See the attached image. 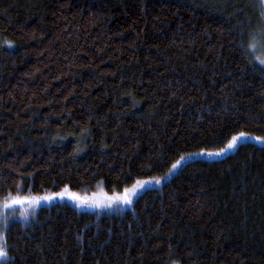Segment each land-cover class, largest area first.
I'll return each instance as SVG.
<instances>
[{"label": "trees", "instance_id": "obj_1", "mask_svg": "<svg viewBox=\"0 0 264 264\" xmlns=\"http://www.w3.org/2000/svg\"><path fill=\"white\" fill-rule=\"evenodd\" d=\"M263 6L0 0V203L119 192L264 137ZM2 234L1 264H264V146L191 160L127 209L54 202Z\"/></svg>", "mask_w": 264, "mask_h": 264}, {"label": "rangeland", "instance_id": "obj_2", "mask_svg": "<svg viewBox=\"0 0 264 264\" xmlns=\"http://www.w3.org/2000/svg\"><path fill=\"white\" fill-rule=\"evenodd\" d=\"M262 10H263V16H264V6H263V9ZM240 134L241 133H239L237 135H234V136H240ZM243 134H244V137H246V138H242L241 141L238 143V145L240 143H243V142H250V143H254V144H257V145L264 146V142H262V140H264V137L249 135V134H246V133H243ZM257 138H260V139H257ZM226 146L224 148H226ZM235 149L226 151L223 155H221L219 157H215V156L209 157L207 155H199V153H201V152H204V153H207V152H216V151H220V149L219 150H215V151H197V152H192V153L184 154L183 157H187V159H185V161L183 162L182 166L179 167L177 170H175L173 172H169L166 175V176H168L167 178H162L160 180L161 181H164V180H167V179L171 178L173 175H175L176 173H178L179 170L186 163H188L191 160H195V159L217 160V159H221V158L225 157L226 155L234 152ZM155 180H156V178L149 179L148 181H151V183L149 185L156 184L155 183ZM133 187L126 188V189H124L122 191L113 192V193L106 192L101 186H97L96 188H94V190H91V191L88 190V191H78V192H74V191L68 190L67 192H65L64 189H62V190H60L58 192H48V193H43V194H40V195H32V196H21V197L17 196V197H13V198H17V199H31V198H40V197H45V196L55 197L50 203H46V202H43L42 201L40 205L36 206L35 211L41 205H49V204L54 203V202H69V203H72L73 205L77 206L81 201L87 200L88 202L100 201V202H103L104 204H107V203H109L108 198H112V207L111 208H106V207L95 208V207H87V206H83V207H79V208H81V209H88V210H97V209L98 210H110V209H120V210L122 209V210H124V209H127V208L131 207V205H132L133 202L131 203V205L123 204L119 200H116V197H123L127 192H130L133 189ZM136 191H137L138 194L132 196V201H134V199L140 194V192L142 191V189H137ZM61 193H63V198H61V196H60ZM73 196L74 197H78L79 199H73L72 198ZM13 198L6 199L2 203H0V205H2L5 202H9ZM20 207L21 206H16V210L14 211V214L12 215L13 217H15L17 219H23L21 217V215H20ZM22 207H25L26 208V207H28V205L25 204ZM33 215L34 214H32V210L29 209V215H28V219L27 220H30L33 217ZM3 243H4V240H3ZM4 261L5 260H0V264L2 262H4Z\"/></svg>", "mask_w": 264, "mask_h": 264}, {"label": "snow or ice", "instance_id": "obj_3", "mask_svg": "<svg viewBox=\"0 0 264 264\" xmlns=\"http://www.w3.org/2000/svg\"><path fill=\"white\" fill-rule=\"evenodd\" d=\"M257 45L254 43L252 45V51L255 52ZM260 64L264 65V58H259ZM242 138L244 137V134L241 133L240 136H233L231 141L227 144L226 148L220 149V151L216 152H201L199 155H207L209 157L215 156L219 157L223 155L226 151L233 150L238 146V143L241 141ZM260 139V138H257ZM264 142V140H262ZM187 159V157H180L179 160L176 161L169 170V172H173L177 170L179 167L182 166L183 162ZM151 181H138L136 185H134L133 189L130 192H127L123 197H116V200H119L123 204H128L131 205L132 201V196L138 194L137 189H143L147 185H149ZM155 183L158 185L161 183L160 179H156ZM65 192L68 191L67 188L64 189ZM61 198H63V193L60 194ZM55 197L52 196H45V197H40V198H31V199H17L13 198L9 202H5L2 205H0V260H6L8 259L7 257V252H6V245L3 243L4 237H3V227L7 225L9 217L14 214V211L16 210V206H21L20 207V215L24 220L28 219L29 215V209L32 210V214L35 212L36 206L40 205L41 202H46L50 203ZM73 199H79L78 197H72ZM109 203L104 204L103 202L100 201H93V202H88L87 200L81 201L77 206L78 207H95V208H101V207H106V208H111L112 207V198H108ZM27 204L28 207H22L23 205Z\"/></svg>", "mask_w": 264, "mask_h": 264}, {"label": "clouds", "instance_id": "obj_4", "mask_svg": "<svg viewBox=\"0 0 264 264\" xmlns=\"http://www.w3.org/2000/svg\"><path fill=\"white\" fill-rule=\"evenodd\" d=\"M7 254V253H6Z\"/></svg>", "mask_w": 264, "mask_h": 264}]
</instances>
